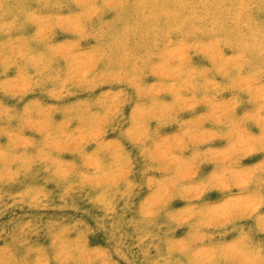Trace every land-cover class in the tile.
Here are the masks:
<instances>
[{"label":"rangeland","instance_id":"1","mask_svg":"<svg viewBox=\"0 0 264 264\" xmlns=\"http://www.w3.org/2000/svg\"><path fill=\"white\" fill-rule=\"evenodd\" d=\"M0 264H264V0H0Z\"/></svg>","mask_w":264,"mask_h":264}]
</instances>
